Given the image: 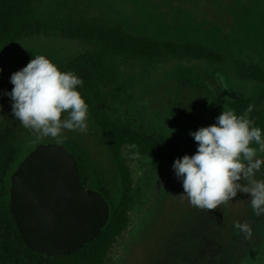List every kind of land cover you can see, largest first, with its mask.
<instances>
[{"label": "rangeland", "instance_id": "obj_1", "mask_svg": "<svg viewBox=\"0 0 264 264\" xmlns=\"http://www.w3.org/2000/svg\"><path fill=\"white\" fill-rule=\"evenodd\" d=\"M38 9L49 21L67 16L100 20L135 35L199 44L225 55L226 61L220 66L208 60L171 58L131 62L123 67L121 79L111 87L117 95L113 104L118 117L148 131L189 135L215 123L224 107L234 111L232 103L241 95L264 111V84L242 79L235 67L237 61H244L264 68V0H42ZM87 49L83 43L58 36L30 39L12 51L2 79H9L36 55H44L56 64ZM11 105V100H0V108L7 110L24 141L13 173L41 145L69 147L84 156L92 172H98L101 177L95 182L109 189V201L116 202L119 181L113 158L89 114L86 132L63 129L56 138H38V133L14 117ZM121 154L131 174V195L136 204L129 207L128 227L116 237L105 264H136L141 250L147 256L157 236L160 245L167 225L179 221L184 211L190 218L187 229L208 242L213 264H264V215H255L249 194L238 192L235 198L212 210L194 207L184 196L173 163L156 162L128 145L122 147ZM259 155L264 157V153ZM255 179H264V168ZM217 211L223 219L248 224L251 235L234 224L232 243L225 247L222 240L218 245L213 227L219 223Z\"/></svg>", "mask_w": 264, "mask_h": 264}, {"label": "trees", "instance_id": "obj_2", "mask_svg": "<svg viewBox=\"0 0 264 264\" xmlns=\"http://www.w3.org/2000/svg\"><path fill=\"white\" fill-rule=\"evenodd\" d=\"M41 1L0 0V68L4 71L5 66L11 62L12 51L24 42L41 36H58L88 47L56 64L60 70L74 72L83 81L78 90L89 106L91 119L110 149L119 181V198L115 203L109 201L107 196L111 191L95 182L101 177L98 172L91 171L83 155L66 147L77 157L84 186L101 192L109 202L111 217L99 238L76 253L49 256L32 251L19 231L11 200L12 167L23 149L24 141L21 131L12 125V117L7 110L0 108V264H105L116 237L128 227L129 207L136 204L131 195V174L121 154L122 147L134 144L136 147L132 149L138 154L160 163H174L177 158L185 154L192 155L197 149V142L190 135H166L148 131L136 122L118 117L117 108L113 104L117 95L111 91V87L121 79L122 68L131 62L152 63L171 58L208 60L220 66L225 63L226 57L199 44L139 36L125 31L122 26H111L100 20L67 16L49 21L38 9ZM28 55L31 56L30 53ZM235 67L242 79L264 84V68L261 65L237 61ZM2 72L0 100H10L3 93L5 90L10 92L13 85L10 78L2 79ZM250 103L254 110L249 118L255 126L264 130V111L246 96L241 95L236 99L232 108L237 115H241ZM94 185L100 190L95 189ZM219 212L215 216L219 223L213 224V227L216 229L217 244L222 245V240H225L226 247L232 243L234 234L231 228L239 219H223ZM179 219L167 225L160 245L157 236L156 242L148 247L151 252L147 256L141 250L136 264H213V256H208L210 246L203 239L204 236L193 234L187 229L189 214L184 211L180 213Z\"/></svg>", "mask_w": 264, "mask_h": 264}, {"label": "clouds", "instance_id": "obj_3", "mask_svg": "<svg viewBox=\"0 0 264 264\" xmlns=\"http://www.w3.org/2000/svg\"><path fill=\"white\" fill-rule=\"evenodd\" d=\"M10 83L13 88L3 95L12 101V114L38 138H56L63 129L87 131L89 106L78 90L83 81L74 72L36 55L11 74ZM253 110L251 103L241 115L224 107L215 123L189 132L197 142L196 152L177 158L172 167L192 206L216 209L240 192L249 194L256 216L264 215V179H255L264 168L259 155L264 153V130L249 118ZM234 226L251 235L248 224Z\"/></svg>", "mask_w": 264, "mask_h": 264}, {"label": "water", "instance_id": "obj_4", "mask_svg": "<svg viewBox=\"0 0 264 264\" xmlns=\"http://www.w3.org/2000/svg\"><path fill=\"white\" fill-rule=\"evenodd\" d=\"M12 212L26 245L49 256L76 253L109 223L101 192L87 189L76 155L56 144L37 147L11 177Z\"/></svg>", "mask_w": 264, "mask_h": 264}, {"label": "flooded vegetation", "instance_id": "obj_5", "mask_svg": "<svg viewBox=\"0 0 264 264\" xmlns=\"http://www.w3.org/2000/svg\"><path fill=\"white\" fill-rule=\"evenodd\" d=\"M255 81V80H254ZM257 82V81H256Z\"/></svg>", "mask_w": 264, "mask_h": 264}]
</instances>
